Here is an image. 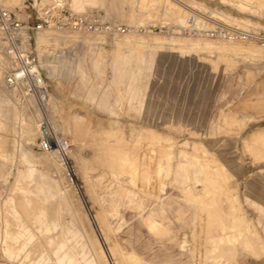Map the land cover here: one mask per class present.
I'll return each instance as SVG.
<instances>
[{"label":"rangeland","instance_id":"rangeland-1","mask_svg":"<svg viewBox=\"0 0 264 264\" xmlns=\"http://www.w3.org/2000/svg\"><path fill=\"white\" fill-rule=\"evenodd\" d=\"M64 2L112 31L35 35L47 113L0 53V264H264V46L207 32H264V0Z\"/></svg>","mask_w":264,"mask_h":264},{"label":"built area","instance_id":"built-area-1","mask_svg":"<svg viewBox=\"0 0 264 264\" xmlns=\"http://www.w3.org/2000/svg\"><path fill=\"white\" fill-rule=\"evenodd\" d=\"M62 1L54 0L41 6L38 0H25L21 7L12 10L6 6L5 0H0V53L1 58L11 64L5 76V86L33 100L45 113L51 109L52 89L41 68L35 47V35L48 29L65 32L90 31L98 35L112 31V26L107 24L102 12L75 13ZM23 13L25 17H22ZM198 25L197 16H189L187 28L195 31L199 29ZM207 32L229 43L255 42L264 46V32L257 30L217 26V29ZM39 133V147L45 153L56 150L64 155L70 147L67 140L64 146L58 143L47 115L40 124Z\"/></svg>","mask_w":264,"mask_h":264},{"label":"bare ground","instance_id":"bare-ground-1","mask_svg":"<svg viewBox=\"0 0 264 264\" xmlns=\"http://www.w3.org/2000/svg\"><path fill=\"white\" fill-rule=\"evenodd\" d=\"M58 1H62V0H58ZM63 2V1H62ZM17 3L18 2H16V0H6V6L7 7H10L9 5H17ZM44 42H46L45 41V39H44V37H42V36H40L39 38H38V47L41 49V47H43L44 46ZM232 44H238V43H232ZM246 52H249V51H243V50H237V51H234V54L235 55H242V54H244V53H246ZM53 103H54V96H53V93L51 94V101H50V104H51V106H53ZM38 125V124H37ZM37 131V130H36ZM54 132H55V134H56V137H57V140H58V143L61 145V146H64L65 145V139H63L62 137H60L58 134H57V132H56V130H55V128H54ZM29 133V132H28ZM32 133V132H31ZM38 133V132H37ZM36 133V134H37ZM34 134V133H33ZM262 136H264V133H262V134H258V138H260V137H262ZM33 137V136H32ZM256 139V138H255ZM30 141V140H29ZM70 144V143H69ZM68 146H70L71 147V144L70 145H68ZM70 147H68L67 148V151H66V155L64 154V155H60L59 154V152L58 151H56V150H53L52 152H50V153H47V154H51V155H54L56 158H57V161H58V159H59V156H61V158L62 159H64V162L66 161V157H67V154L70 152L69 151V149H70ZM26 156V155H25ZM65 157V158H64ZM27 158V157H26ZM55 158V159H56ZM54 161V160H53ZM56 162V161H55ZM62 165H64V164H62ZM61 165H59V167H60ZM78 212V211H77ZM79 214V213H78ZM80 217V216H79ZM85 218V217H84ZM99 221H100V219H99ZM153 226H156L155 224H153ZM86 229H89V228H86ZM88 231V230H87ZM88 234H89V232H88ZM92 235H93V232H92ZM90 236V235H89ZM91 237V236H90ZM261 238V237H260ZM94 239V238H93ZM92 241V240H91ZM95 241V240H94ZM99 247V246H98ZM100 257L101 258H103V259H105V258H107L106 257V255H105V253H104V251H102V250H100Z\"/></svg>","mask_w":264,"mask_h":264},{"label":"crops","instance_id":"crops-1","mask_svg":"<svg viewBox=\"0 0 264 264\" xmlns=\"http://www.w3.org/2000/svg\"><path fill=\"white\" fill-rule=\"evenodd\" d=\"M84 2H86V0H74V3H75V4H78V5H81V4H83ZM261 14L263 15L264 12H261ZM260 21H261V22L264 21V18L262 17V18L260 19Z\"/></svg>","mask_w":264,"mask_h":264}]
</instances>
